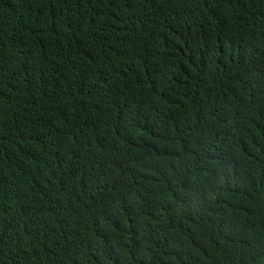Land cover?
Instances as JSON below:
<instances>
[{
    "label": "trees",
    "instance_id": "1",
    "mask_svg": "<svg viewBox=\"0 0 264 264\" xmlns=\"http://www.w3.org/2000/svg\"><path fill=\"white\" fill-rule=\"evenodd\" d=\"M0 264H264V0H0Z\"/></svg>",
    "mask_w": 264,
    "mask_h": 264
}]
</instances>
